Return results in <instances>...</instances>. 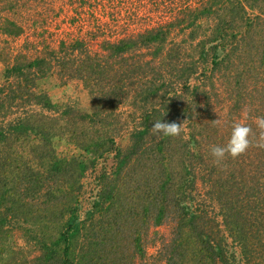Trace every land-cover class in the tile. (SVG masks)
<instances>
[{"label": "trees", "instance_id": "obj_1", "mask_svg": "<svg viewBox=\"0 0 264 264\" xmlns=\"http://www.w3.org/2000/svg\"><path fill=\"white\" fill-rule=\"evenodd\" d=\"M4 1L0 36L44 21L4 17ZM69 1L81 14L116 0ZM163 4L167 17L119 35H106L104 21L100 31L55 45L29 33L14 57L0 48V264H232L229 237L246 264H264V148L254 139L245 155L219 166L210 153L226 145L234 123L256 132L255 119L264 117V0ZM50 75L81 80L89 108L59 106L40 91ZM123 105L141 117L116 147ZM155 120L183 123L181 136H153ZM56 138L89 159L60 157ZM113 149L116 169L83 216L81 179ZM16 223L25 248L8 239ZM163 225L169 236L152 231Z\"/></svg>", "mask_w": 264, "mask_h": 264}, {"label": "rangeland", "instance_id": "obj_2", "mask_svg": "<svg viewBox=\"0 0 264 264\" xmlns=\"http://www.w3.org/2000/svg\"><path fill=\"white\" fill-rule=\"evenodd\" d=\"M114 2L111 6L109 4L110 7H105L104 5L92 6V8L87 7L81 14H76L74 8L79 3L72 4L69 0H5L3 2L4 8L2 13L4 17H15L18 20L21 13L32 18L37 14H41L44 21L40 22L39 17L38 23L31 28L32 30L28 29L26 34L23 33L18 37L0 36V48L7 49L9 54L13 53L12 56L14 57L17 52L23 49V43H25L27 34L29 33V35H33L34 33V36L30 37L32 39L39 41L40 39L47 40L55 45L53 41L58 39H71L74 36L91 35L94 33V30L100 31L98 25L104 21L107 22L105 27L108 30L104 32L106 35H109V33L119 35L121 34L120 32L124 31L125 27L133 23L144 26L148 25L151 21H159L163 17H167V9L166 5L163 4V0H160L162 4H159V6L157 0H116ZM105 3L108 2L105 1ZM101 4L104 3L101 2ZM169 5L175 6V4ZM157 7H160V10L156 9ZM75 16H78V18ZM73 17L76 18V21L72 20ZM135 24L131 27L134 28ZM4 78V66L1 65L0 83L4 81ZM38 88L42 92H47L59 106L78 104L86 110L90 106V94L81 80L70 79L64 81L57 75H50L39 81ZM34 108L41 109L39 107ZM131 109L129 105H123L119 109L120 115H118V118L121 128L117 135H115L116 147L125 146L130 141L132 131L139 126L140 112L132 111ZM11 117H14V115ZM54 146L60 157L70 158L76 156L83 160L89 159V153L87 151L68 142L67 139L56 138L54 140ZM116 161V149H113L98 159L96 163H90L81 179L82 191L80 193V204L82 206L83 216L84 212L93 208L98 193L106 189V176L114 173ZM124 189L126 188L124 187ZM210 206L211 211L216 215L218 221L223 222L218 201L210 199ZM18 227L17 223L13 226V237L11 235L8 239L10 243L21 247L25 244V239L22 237L21 229ZM152 231L169 236L170 227L163 225L154 228ZM155 238L156 235H153V237L149 236L150 242ZM228 242L230 251L235 256L232 264H246L241 245L231 237L228 238ZM158 247L159 244L151 245L149 253H156Z\"/></svg>", "mask_w": 264, "mask_h": 264}, {"label": "clouds", "instance_id": "obj_3", "mask_svg": "<svg viewBox=\"0 0 264 264\" xmlns=\"http://www.w3.org/2000/svg\"><path fill=\"white\" fill-rule=\"evenodd\" d=\"M166 115V113L164 114ZM219 123V119L215 120ZM257 131L242 122H236L232 125L230 137L225 146H211L210 153L213 157V162L217 166L221 165L226 158L233 160L245 155L250 147L253 146V140L257 139L256 146L264 148V117H257L254 121ZM183 123L162 122L155 120L151 127V134L156 137H171L179 138L183 131ZM258 133V135H257Z\"/></svg>", "mask_w": 264, "mask_h": 264}]
</instances>
